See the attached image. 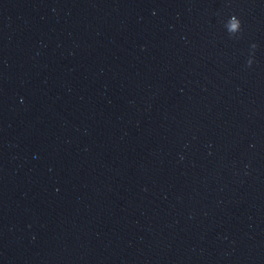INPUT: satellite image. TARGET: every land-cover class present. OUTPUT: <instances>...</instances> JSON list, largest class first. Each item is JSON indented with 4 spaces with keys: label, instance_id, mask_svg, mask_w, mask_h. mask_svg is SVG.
<instances>
[{
    "label": "water",
    "instance_id": "1",
    "mask_svg": "<svg viewBox=\"0 0 264 264\" xmlns=\"http://www.w3.org/2000/svg\"><path fill=\"white\" fill-rule=\"evenodd\" d=\"M263 55L264 0H0V264L138 137Z\"/></svg>",
    "mask_w": 264,
    "mask_h": 264
},
{
    "label": "clouds",
    "instance_id": "2",
    "mask_svg": "<svg viewBox=\"0 0 264 264\" xmlns=\"http://www.w3.org/2000/svg\"><path fill=\"white\" fill-rule=\"evenodd\" d=\"M231 19H232L233 21H235V16L231 17ZM239 23H240V21L233 22V23L231 24V29H232V30L237 29V28L239 27Z\"/></svg>",
    "mask_w": 264,
    "mask_h": 264
}]
</instances>
